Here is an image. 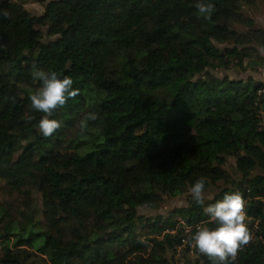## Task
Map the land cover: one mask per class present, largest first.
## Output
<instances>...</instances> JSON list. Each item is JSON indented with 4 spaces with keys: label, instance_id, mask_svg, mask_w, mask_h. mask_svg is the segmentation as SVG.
I'll return each instance as SVG.
<instances>
[{
    "label": "trees",
    "instance_id": "obj_1",
    "mask_svg": "<svg viewBox=\"0 0 264 264\" xmlns=\"http://www.w3.org/2000/svg\"><path fill=\"white\" fill-rule=\"evenodd\" d=\"M258 1L210 0L207 18L197 0L0 1V180L21 198L0 203V264H171L212 223L196 179L219 189L206 203L242 194L249 240L229 264H264V81L227 72L264 64ZM36 69L79 90L47 137Z\"/></svg>",
    "mask_w": 264,
    "mask_h": 264
},
{
    "label": "clouds",
    "instance_id": "obj_2",
    "mask_svg": "<svg viewBox=\"0 0 264 264\" xmlns=\"http://www.w3.org/2000/svg\"><path fill=\"white\" fill-rule=\"evenodd\" d=\"M196 8L207 18L213 13L215 5L210 0H197ZM33 78L40 81V86L30 95L31 106L44 113L38 121V128L42 135L47 137L61 127L59 120L51 118L53 111L58 106L65 105L69 98L75 97L79 90L73 88V80L70 76L61 77L56 71L36 69ZM89 118L95 119V115L91 114ZM86 128L87 124L82 122L81 132ZM205 187L204 179H196L189 192L195 203L203 206L212 223L198 226L191 235V241L201 254L213 261V264H229L238 249L249 240L244 200L239 191H229L214 203H206Z\"/></svg>",
    "mask_w": 264,
    "mask_h": 264
},
{
    "label": "rangeland",
    "instance_id": "obj_3",
    "mask_svg": "<svg viewBox=\"0 0 264 264\" xmlns=\"http://www.w3.org/2000/svg\"><path fill=\"white\" fill-rule=\"evenodd\" d=\"M3 1V0H0ZM13 1H21L25 4L26 8L31 11L34 15H39L43 13L45 9V4L50 1L46 0L45 3H39L36 0H13ZM246 12L252 16L260 25L264 28V0H259L258 3L252 7L249 8L248 6L245 7ZM221 47H224V45H221ZM263 54V53H262ZM246 70L242 69V66H235L232 67L229 71V75L233 78H247L249 76H252L256 78L257 80L264 81V64L261 66H251L248 64V62L245 63ZM226 73V72H223ZM264 116V115H263ZM264 122V119H263ZM231 166L234 165V160H230ZM233 171V170H232ZM219 192V189L217 187H213L210 190H207L204 192V198L205 199H213L215 195ZM188 197L189 194H183L176 198H167L166 201L163 204V207L159 209H149V208H143L140 209V213L145 216L152 217L154 220H159L164 216H167L171 210L175 209L176 207L180 206H186L188 205ZM21 198L16 194L11 195L6 191V187L3 181L0 180V203H6L8 201H13L15 206L20 203ZM16 208V207H15ZM188 240L185 241V245L178 248L177 252L175 254H169L170 258L173 257V260H171V264H190L188 260H191L193 264H198L200 261V252L195 247L194 244L191 245L190 249L188 250ZM1 253V251H0ZM172 259V258H171ZM35 264H40V262L36 261Z\"/></svg>",
    "mask_w": 264,
    "mask_h": 264
}]
</instances>
